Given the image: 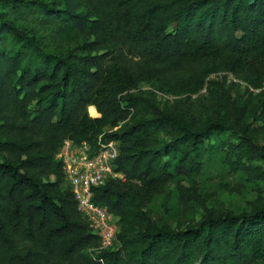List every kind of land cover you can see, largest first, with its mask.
<instances>
[{"label":"trees","instance_id":"obj_1","mask_svg":"<svg viewBox=\"0 0 264 264\" xmlns=\"http://www.w3.org/2000/svg\"><path fill=\"white\" fill-rule=\"evenodd\" d=\"M36 24L55 32L48 44ZM58 34L75 43L49 48ZM218 70L252 86L264 81V0H0V264H98L87 249L99 236L55 157L65 138L119 143L123 178L93 195L119 217L117 248L100 252L105 264L263 260L264 206L208 209L184 228L152 226L145 208L173 172H198L202 139L229 125L152 113L131 89L152 81L162 91L195 92ZM255 95L264 107V90ZM172 152L174 164L164 158ZM261 157L241 136L226 162L264 182V166L247 163Z\"/></svg>","mask_w":264,"mask_h":264},{"label":"rangeland","instance_id":"obj_2","mask_svg":"<svg viewBox=\"0 0 264 264\" xmlns=\"http://www.w3.org/2000/svg\"><path fill=\"white\" fill-rule=\"evenodd\" d=\"M32 23H26L27 29L32 28ZM34 28L47 44L55 33L49 26L36 24ZM9 39L8 35L6 44ZM56 41L59 47L55 46ZM74 43V39L59 35L49 48L64 50ZM131 90L151 102L152 113L172 111L193 125L203 124L208 117L223 119L229 125L227 131L213 132L202 139L194 152L201 165L198 172H173L163 189L152 196L145 206L152 226L184 228L200 220L208 209L239 212L264 206V182L248 179L242 170L233 171L226 162L228 149L237 144L241 136L250 137L257 149L264 152V107L255 95L259 92L217 75L207 78L204 86L195 92L162 91L152 81H141ZM88 114L91 115L89 111ZM161 137L167 135L163 133ZM174 155L172 152L164 158L174 164ZM247 163L264 166V157ZM254 264H264V259Z\"/></svg>","mask_w":264,"mask_h":264},{"label":"built area","instance_id":"obj_3","mask_svg":"<svg viewBox=\"0 0 264 264\" xmlns=\"http://www.w3.org/2000/svg\"><path fill=\"white\" fill-rule=\"evenodd\" d=\"M216 75L225 77L228 81L238 82L252 92L264 90V81L259 86H252L226 70L213 71L207 78ZM119 152V143L113 138L99 139L96 147H92L85 140L75 142L65 138L55 153V157L64 166L65 178L73 192L77 210L86 217L93 232L99 236V243L87 249L98 264H105L103 256L100 255L101 251L118 246L119 217L94 200V189L105 184L110 178H123V173L115 169Z\"/></svg>","mask_w":264,"mask_h":264}]
</instances>
